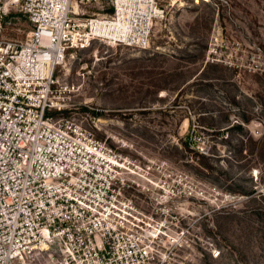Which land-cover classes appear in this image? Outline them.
<instances>
[{"label":"rangeland","instance_id":"rangeland-1","mask_svg":"<svg viewBox=\"0 0 264 264\" xmlns=\"http://www.w3.org/2000/svg\"><path fill=\"white\" fill-rule=\"evenodd\" d=\"M158 3L149 49L68 50L65 117L150 168L144 207L169 212L152 264H264V0ZM30 30L18 15L6 33Z\"/></svg>","mask_w":264,"mask_h":264},{"label":"built area","instance_id":"built-area-1","mask_svg":"<svg viewBox=\"0 0 264 264\" xmlns=\"http://www.w3.org/2000/svg\"><path fill=\"white\" fill-rule=\"evenodd\" d=\"M18 15L22 40L6 33ZM163 15L158 0H0V264L157 262L169 212L141 195L158 184L65 117L81 87L63 68L96 43L149 49Z\"/></svg>","mask_w":264,"mask_h":264},{"label":"trees","instance_id":"trees-1","mask_svg":"<svg viewBox=\"0 0 264 264\" xmlns=\"http://www.w3.org/2000/svg\"><path fill=\"white\" fill-rule=\"evenodd\" d=\"M97 115H98V114H97ZM97 115L95 114V116H97ZM244 121H245V122H248L249 120L246 119V118L244 117ZM238 128H239V129H242V130L244 129V127H243L242 125H239Z\"/></svg>","mask_w":264,"mask_h":264}]
</instances>
